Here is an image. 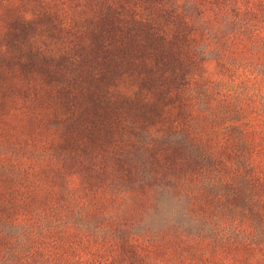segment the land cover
Returning a JSON list of instances; mask_svg holds the SVG:
<instances>
[{"label":"rangeland","instance_id":"obj_1","mask_svg":"<svg viewBox=\"0 0 264 264\" xmlns=\"http://www.w3.org/2000/svg\"><path fill=\"white\" fill-rule=\"evenodd\" d=\"M263 10L0 0V264H264Z\"/></svg>","mask_w":264,"mask_h":264},{"label":"trees","instance_id":"obj_2","mask_svg":"<svg viewBox=\"0 0 264 264\" xmlns=\"http://www.w3.org/2000/svg\"><path fill=\"white\" fill-rule=\"evenodd\" d=\"M263 19V21H264V10L262 11V13L260 14V19Z\"/></svg>","mask_w":264,"mask_h":264},{"label":"clouds","instance_id":"obj_3","mask_svg":"<svg viewBox=\"0 0 264 264\" xmlns=\"http://www.w3.org/2000/svg\"><path fill=\"white\" fill-rule=\"evenodd\" d=\"M173 211L175 212L176 215H178V213H179V208H176V209H174Z\"/></svg>","mask_w":264,"mask_h":264}]
</instances>
